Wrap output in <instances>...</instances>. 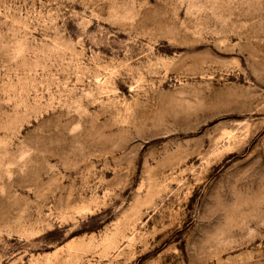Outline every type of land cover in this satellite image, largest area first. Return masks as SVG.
I'll return each instance as SVG.
<instances>
[{
  "label": "rangeland",
  "instance_id": "1",
  "mask_svg": "<svg viewBox=\"0 0 264 264\" xmlns=\"http://www.w3.org/2000/svg\"><path fill=\"white\" fill-rule=\"evenodd\" d=\"M0 264H264V0H0Z\"/></svg>",
  "mask_w": 264,
  "mask_h": 264
}]
</instances>
